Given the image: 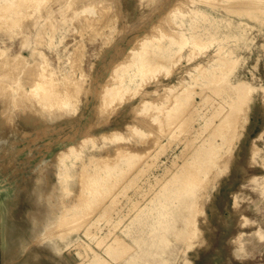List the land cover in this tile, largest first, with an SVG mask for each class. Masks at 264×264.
I'll use <instances>...</instances> for the list:
<instances>
[{
  "label": "rangeland",
  "instance_id": "rangeland-1",
  "mask_svg": "<svg viewBox=\"0 0 264 264\" xmlns=\"http://www.w3.org/2000/svg\"><path fill=\"white\" fill-rule=\"evenodd\" d=\"M56 1L58 2L49 3V10L47 11L42 12V10H37L35 12L30 8L27 9L24 14L27 17L25 16V18L22 19L24 21L19 20L20 24L18 22L13 28H10V21L18 18H14V16H11L9 20L6 21L5 26L0 28V50H4L2 59L3 56H7V59L5 57L4 60L0 61L1 65L4 64L2 66V70L3 68L5 69L3 70V72L7 71L2 73V77L6 75L5 73L17 74L16 76L11 74V77L9 75H6V77L8 76L9 78L7 77L6 79V77H4L0 79V85L4 83L2 85L4 89H6V87L10 88L7 91L3 90L5 91V93L1 94L2 87H0V130L12 131L9 137V144H12L14 146L13 150L0 151V195H4L7 192L9 193L13 186L21 185L24 180L27 182L31 176V169L37 164L47 159H49L50 162L53 161L54 163H57V160L55 158L59 156L58 154L62 153L61 151H63L69 145V143L77 144L79 143V140H81L82 138H86V136L88 138L89 136V138L92 137L91 139H94L98 144H102L99 134L107 133V127L110 126L115 120H118L119 122L117 126L118 131L126 134L127 136H130L131 139L127 143L118 144L119 147L117 145H112L111 143L105 142L104 147L100 148L99 150H92V145L88 143L86 146H84V151L92 152V161L89 162V165H98V163L99 166L103 165L105 158H107L106 156H108L107 154H109V156L106 160L108 162H111L113 160L112 158H114V149L116 150L123 148V150H129L130 152L132 151V153H139L142 150L150 147L155 139H159L160 143L164 144L165 149L162 150L164 152H160L158 154L157 162L149 167L150 169L148 168V170L144 174L140 175L141 177L139 176L140 178H138L130 188L125 190L127 191V193L124 191V193L118 197V200L121 199V201H119L118 203L117 200L116 207H123L121 208V213L122 215H124L129 212L127 215L128 217H123L122 223H120L121 221L112 225L108 223L109 225L107 224V226V221L105 223L102 221L100 222L101 235L113 232L111 235L120 236L122 241L128 243L130 247L133 248H130L132 251L127 250L130 252L124 253V255L122 254V256L121 254H114L112 257H110L103 252V246L106 241H104L103 245L90 244L91 248L96 253H98L100 257L106 259V264H117V262L122 258L130 255L133 251H135L136 246L133 243L131 244L130 239L121 233L124 223H126L129 217L135 213L138 206L142 205L149 198H153V193L156 192V190L163 184V180L168 177V175L171 173V170H174L175 167L171 165L172 161L176 160V165L182 164V162L186 160L185 158H188L194 151V147H197L199 144H201L202 140L207 134H211L210 130L208 129V121L204 123V125L206 124L204 126V134H201L199 130H201L203 120L198 121L194 118L192 119L193 122L189 120V124L186 123L183 125V127L185 128H182V131L169 129V131L166 130V132L163 131L161 134H159L156 128L158 127L157 124L152 123V121L149 122V120H151L148 115L149 113L147 115L139 114L141 101H153L154 99V101L156 102L158 98L160 99V97L163 99L158 100L157 102L162 101L165 99L166 95L164 89L167 86H171L174 84L176 85L181 81V83H192L193 92L199 90V86L196 85L195 81H197L198 78H204L202 72H205L206 69L224 64V54L222 51L218 52L215 46H211L209 48L205 47L203 44L204 41L200 39L199 46H201L202 49L196 51V54L191 57V53L189 52H192L194 48V40L191 38L189 39L187 34H183V30H181L177 26H174L176 24L172 23V18L180 14L179 12L181 11L180 6L178 7V4L183 5L181 6L183 7L182 11L189 12L194 6L200 5L201 2L199 0H187V3L186 0ZM184 1L186 5L184 3L181 4V2ZM189 1L193 2L190 3ZM212 1L214 5L230 8V2L228 1ZM66 6L67 9L69 7V9H73L74 13L71 10H67ZM184 6H188V9ZM86 7L92 9V12H84L83 10L86 9ZM175 7L176 9H174ZM236 7L237 9L235 10L238 11V14H236V18L254 24L255 29H253L252 31L254 33L253 37L257 42L261 43V46L256 45L255 47H251L244 51L231 52V55L233 56H238L241 54L247 55L249 57V61H242L241 63H237L234 66V68L232 69L233 74L229 76L230 78H228L227 81L222 82L223 84L220 85L223 86V89L225 91L223 89H219L218 92H211V88L205 90L203 89V95L207 96L208 94L209 98H211V101L208 98L207 105L205 104V106L201 110V113L204 114L205 117H209L210 121H213L212 123L218 124L220 118L212 117L211 112L215 110L216 106L223 105L222 98L226 97L225 93L227 87L229 88L231 84L242 81L243 83H249L253 88V90L249 92L248 96L243 97L241 94L236 96L230 104H227L228 106H232V109L224 111L222 114V117L226 119L225 121H227L228 124V127H223V133L225 134V139L227 141L224 142V146L220 150V155L216 159V164H221L222 167L221 169L212 168L209 171L207 177L202 180L201 178H199L198 180L193 181L191 183V191L186 196H181L180 200H182V207H168L166 208L167 210L165 212H157L156 210L152 212V214L154 215L177 214L181 217L179 223L175 222L171 225L169 224L162 227L158 224L155 225V228H150L151 230L149 228H142L141 226H137L136 229L133 228L132 230V232H145L143 233V237L141 238V240H138L139 243H142V241L146 238L148 239L149 236L154 238L153 235L157 234L156 237H160L159 251L157 252L159 255L162 254L164 256V260L162 261H164V263L166 264H264V197L257 185L260 179L255 180L256 178L260 177L264 178V89H262V87H264V31L260 29L261 27H264V11H262L261 13L256 12L255 5H252L251 7L247 5ZM236 7L232 6V8ZM63 8H65V10ZM168 9H171L169 10L171 11L170 14ZM30 10L32 12L29 13ZM39 16L41 17L39 18ZM73 17H77L78 20L77 18L75 19ZM31 19H34L32 23H34V21L36 20L34 24L30 23ZM47 20L49 21V23ZM73 20L74 22H72ZM81 20L83 21L81 22ZM86 20L92 24L98 22L99 26H97V24L91 25L90 23H88L89 25H91V27H97V30L94 27V31H91V29L89 30V28L83 29L80 23L84 22L85 24H87L85 22ZM103 20L105 21L102 22ZM99 21L102 23H100ZM7 22L10 23L7 24ZM168 22L173 25V28L175 27L174 30L171 26H169V24L166 25ZM72 23L78 25H73ZM50 24L53 28L50 26ZM144 24L147 25L144 26ZM163 25H166L168 27H164ZM102 26H104L105 28H103ZM155 26L157 29L155 28ZM76 27L78 30H80L79 27H81L82 31H78L77 29H75ZM83 27H85V25ZM109 27L113 28L109 29ZM137 28H140L141 30H137ZM12 29H14V31ZM59 29H63V33L57 35ZM122 29L126 30L123 31ZM130 29L133 30L130 31ZM160 29L162 31L164 30L163 32L166 34L168 30L167 35H169L172 40L167 42L155 43V45L147 50L143 56L156 50V47L158 45H161L162 48L165 44H179L184 40L188 41L186 46L182 48L180 52L177 51L171 54L168 58L158 61V63L150 68L151 71H154L157 70V68H159L160 66L166 64V62H170L171 59H177L175 63H172V66L168 63V74L166 75L164 70H161L160 73L157 72L155 76L150 80H146L148 84H146V81L145 83L143 82L145 85L142 83V85L138 89L139 92L136 93V96H132L130 95V93L126 94L124 100L125 104L119 106V104L117 105L115 103L116 106L114 107V105H112L113 107L109 108L108 110L99 109L98 103L99 95L101 93L100 90L102 89L103 85L106 84L105 80H107V78L109 79L107 80V83H109V81L111 82L108 74L111 73L110 71L113 69L112 67L115 64L119 63L120 59H124L127 54L129 55V52H126L132 49V47H129L133 46V43L135 41V47L133 46V48H136L138 46L137 43L139 44L140 38H145V36H149V33L152 32L150 35L151 37L153 31L154 34H156L155 31L157 32V30ZM169 30H172L171 34H169ZM179 30L181 31L180 33H182V35H180ZM77 32H79L78 36ZM174 32L177 34H175ZM49 33L52 35H57V45L54 47H49L47 40V34ZM73 33L75 35H73ZM172 33L175 35H173ZM79 34L82 35L80 36ZM21 35L23 38L21 37ZM132 35H135L133 37L134 39L130 37ZM40 36H42V38ZM173 36L174 38L177 36V39H173ZM6 39H10V41L6 42ZM128 43L129 45H127ZM119 44L121 45V47H119ZM121 48H123V50ZM73 52L77 55L74 56L75 58L73 57ZM70 55L71 57H69ZM128 55L125 57V60ZM14 56L18 57V59H16ZM8 57H10V59ZM11 57H13L14 59L13 62V59ZM70 60L72 63L70 62ZM122 60L121 62H123ZM73 61H76L77 67H75V62ZM139 62H141V60H139ZM139 62L135 64L136 67L140 64ZM46 63L51 66L50 70L55 73H60L63 69L72 71V74L76 71V73H74L73 75L75 76V79H78L77 82L80 81L79 84L81 86V90L77 92L78 95L75 94L76 97L79 96V99L75 98V110L69 111L74 113H66L59 118H56L55 115H51L50 113L46 114L43 110H40V113L36 111L38 115L35 114V111L29 113L30 109H39L38 106L34 105L33 101L30 100L32 99V97L30 94L29 96L27 92L29 87L32 85L31 82H33V80L35 79L34 73L32 72H35L36 68L38 69V67L40 68V66L45 65ZM73 64L74 68L72 69ZM36 65L39 66L36 67ZM135 66L131 69L136 68ZM197 67H201V70L197 71ZM170 69L172 70L170 71ZM81 71L82 74H80ZM30 72L33 74V76L32 74H29ZM149 72L150 71L148 70L145 74ZM22 73L28 74L26 76ZM29 75L32 78L28 77ZM13 76L17 78L15 79V77ZM5 84L7 86H4ZM8 85H10L11 87H8ZM152 90H156V93H150V91ZM213 92L216 94H214ZM141 93H143L145 96ZM129 95L131 96L130 99ZM19 96H25L27 102L24 100V97H22L23 99L21 100L29 104H25L23 101H21L19 104ZM28 96L29 99L27 98ZM10 98L11 100H9ZM240 98H245V101L239 107L238 100ZM198 99L200 98L195 97V100L199 101ZM15 100L17 102H15ZM11 101L15 102V104L13 102L15 106H13ZM170 101L171 100H169L168 103H170ZM8 102L11 103H9V105L5 104ZM213 102L216 103L213 104ZM138 104L139 109L137 107ZM211 104L214 107H210ZM17 105L19 110L17 109ZM133 106L136 110H134L135 113L138 114L133 113ZM28 108L30 109L28 110ZM217 109H219V107H217L216 110ZM130 110L133 112H129ZM54 111L56 112L55 109L52 110V112ZM26 112H28L29 115L26 114ZM26 115H28V120L26 118ZM131 116H134V119ZM144 117H146V120L148 121H146ZM143 121H146V125L150 128H148L147 126L146 128L143 127L145 125V123H142ZM141 123L144 125L142 126ZM150 123L152 125H150ZM200 123L201 125H199ZM126 124L137 126L138 128H141L149 133L150 136L144 139L145 141L142 144L139 141L142 142L143 140L138 139L135 135H133L132 132L126 130V128L124 127V125ZM220 129H222L220 126L215 130L212 128L211 132L217 134V131H220ZM170 130L173 131V137L171 138L168 137L170 134ZM188 130H190L191 132L189 131V133ZM195 130H197L198 132ZM167 131L169 132V134ZM175 135L178 136L174 137ZM188 135L190 136V138L193 137V141L189 138ZM184 137H186V139H183ZM194 138H196L197 140H194ZM217 138L219 139V137ZM188 139H190L192 142H187ZM127 145L131 146L128 147ZM186 149L187 152L185 151ZM110 156L111 158H109ZM96 158L99 159L96 160ZM64 160L66 162H69L70 159L66 158ZM75 162L79 164L77 161ZM137 162L139 161H136L134 165ZM141 162H143V160H141L140 163H137L134 168H132V171H134L136 167L140 166ZM164 168H167L169 173L162 175ZM201 168L202 167L199 166L197 176H200V174H202L203 169L201 170ZM193 170L194 169H192L191 174H193ZM189 171L190 170H187V176H190ZM157 177L160 178V182L157 180ZM55 179H57L56 175H54V173L52 172L47 178V181L57 185L58 183H56L57 180ZM165 182L167 183V181ZM120 183L122 184L123 182ZM73 189L74 192L71 197L60 196L58 194V197H56L55 200H57L61 206L63 204L71 205L72 203H76L77 196L75 195L79 193L77 190V185L74 186ZM135 190H144L143 195H135ZM145 192L146 196L144 195ZM128 197H131L136 203L137 201L139 202L137 203V207L133 208V211L130 210L127 212V209L129 210L130 208L129 205L126 206ZM143 197L144 200H141L143 199ZM190 200L193 201V206L192 208H190L191 210H188V208L185 207V203H188ZM103 202L104 201H102L101 203ZM26 208H29V204L21 196L20 200L17 201L16 205L13 207L12 213L18 219V216H22V213ZM63 209L64 208H62L61 212L63 211ZM2 213H4V211L1 208L0 200V264H12V261L8 260L2 252V241L4 237V231L1 224V216H3ZM144 214L149 215L150 212H144ZM109 215H111V212L109 213ZM109 215L108 217H110ZM192 217H194V220H197L196 224L191 221L193 220ZM66 226L67 225H65V227ZM82 229L83 227L79 228L80 231H77V234L79 235L80 239L88 243L87 239L83 236ZM59 230H62V228L58 229V231ZM152 231H154L155 234H153L154 232ZM148 232L152 233L147 236ZM171 241L173 242L172 248L169 247L168 244V242ZM58 243V252H53L52 250L45 249L43 246L37 248L42 255V261L45 264H57L58 262L62 264H81L82 262L80 261H82V259H85V252L81 248L77 249L76 245L74 246L73 244H70L68 246H64V243L60 241H58ZM78 251L83 253L77 255ZM218 251L220 252V256L218 255ZM114 257L116 259H113ZM218 258H220L221 260H217ZM64 259H66V261ZM159 261L160 258L158 257L152 258L147 254H140L139 257L134 258L128 264H143L150 262H156L157 264Z\"/></svg>",
  "mask_w": 264,
  "mask_h": 264
},
{
  "label": "bare ground",
  "instance_id": "bare-ground-1",
  "mask_svg": "<svg viewBox=\"0 0 264 264\" xmlns=\"http://www.w3.org/2000/svg\"><path fill=\"white\" fill-rule=\"evenodd\" d=\"M199 1L201 2L200 5L194 6L189 12L182 11L183 7H181V6H183V5L178 4V7L180 6L182 12L180 11L179 12L180 14H178L172 18V23L176 24L174 26H177L181 30H183L184 31L183 34L184 33L187 34L189 39L191 38L194 40L193 41V42H195V43H193V44H195L194 48H193L192 52H189V53H191V57L196 54V51H199L202 49L201 46H199V42L201 39L204 41L203 44L205 47L209 48L211 46H215L216 49L218 50V52L219 51L223 52V54H224V62L223 63L224 64L206 69L205 72L203 71L202 73H203L204 78H202V79L198 78V80L195 81L196 85L199 86V90H197V91H194V92L192 91V88H193L192 83H188V82L181 83L182 82L181 81L180 83H178L176 85L174 84L171 86H167L164 89V91L166 92V95H165V99L162 101L157 102L158 100L163 99L161 97H160V99L157 97L158 100L156 102L154 101V99H153V101H151V100L141 101V99H140L141 108H140L139 114H144V115L146 114L147 115L149 113L148 115L151 118V120H149V122L152 121V123L157 124L158 127H156V128H157V132L159 134H161L163 131L166 132V130L169 131V129H171V130L176 129V130L182 131L185 128V127H183V125L188 123L189 120H191L193 122V120H192L193 118L198 120V121L203 120L201 130H199L201 134L202 133L204 134V132H205L204 126L206 125V124L204 125V123L208 121L209 122V125H208L209 128L208 129L210 130L211 134H207L205 136V138L202 140V143L200 141L201 144H199L197 147H194V149H193L194 151L190 154L189 157L187 156L188 158H185L186 160L184 159L185 161H183L182 164L176 165L175 164L176 160L172 161L171 165H173V167H175L174 170H171V173L168 175V177H166L164 179L165 181H167V183L163 180V184L156 190V192L153 193V198H149L146 202H144L142 205H140L138 207H137V203L139 201H137V203H136L135 201H133V199L131 197L127 198V201H126L127 205L126 206L129 205V207H130L129 210L127 209V212L130 210L133 211L134 210L133 208H136V207H137V209H136L135 213L129 217L128 221H126V223H124L123 229L121 230V233L130 239L131 244L133 243L136 246H135V251H133L130 255H128L126 257L123 256L124 258H122L120 261H118L117 264H126V263L128 264L134 258L139 257L140 254H142V255L147 254L148 256H151L152 258L158 257V258H160V261L157 264H166V263H164V261H162V260H164V256L162 254L159 255L157 252V251H159V244H160L159 238L160 237H156L157 234H155V232L152 231V232H154L153 234H155V235H153L154 238H152L149 236L152 232H148L147 233V236H149L148 239L146 238L147 240L144 239L142 241V243H139L138 240L139 239L141 240V238L143 237V233H145V232H143V233L138 232V231L132 232V230H133V228L136 229L137 226L138 227L141 226L142 228L144 227V228L150 229V228H155V225H158V224H159V226L162 227L165 225L167 226L169 224L171 225L175 222H177V223L180 222L181 217L177 214L154 215V214H152V212L154 210H156L157 212H159V211L165 212L167 210L166 208H168V207H176V208L182 207L183 206V205H181L182 200H180L181 196H183V195L186 196L191 191V183L193 181H196L199 178H201V180H202L205 177H207L209 171L212 168L221 169L222 166H221V164H219V165L216 164V159L220 155V150H221V148H223L224 142L227 141L225 139V134L223 133V131H224L223 127H228L227 121H225L226 119H224V117H222V114L224 111H228V110L232 109V106H228L227 104H230L236 96H238L239 94H241L243 97L248 96L249 92H251L253 90L252 86L249 83H243L242 81L231 84L229 86V88L227 87L226 93H225L226 97L222 98V104L223 105L216 106L215 110H213L211 112L212 117L220 118V120L218 121V124L212 123L213 121H210L209 117H205V115L201 113L202 108L205 106V104L207 105V101L209 98V95L207 93H206L207 96L203 95L204 90L211 88L210 89L211 92L212 91L218 92L219 89H223V86H220V85L223 84L222 82L227 81V79L230 78L229 76L233 74L232 69L234 68V66L237 63H241L242 61H245V62L249 61V57L247 55L241 54L238 56H233V55H231V52L244 51V50L249 49L251 47H255L256 45L261 46V43L257 42L253 37L254 33L252 31H253V29H255L254 24L250 23V22H245L242 19L236 18L237 17L236 14H238L237 13L238 11L235 10V9H237L236 6L247 5V6L251 7L252 5H255L256 12L261 13L262 11H264L263 10L264 0H225V1L230 2V4H229L230 8H226V7L219 6V5H214L212 0H199ZM50 2L54 3V2H58V1H56V0H0V28L5 26L6 21L9 20V18L11 16H14V18H18V19H13L12 21H10L11 24H9L10 22H7V24L10 25V28H13L19 22V20H22L23 18H25L26 15H24V14H25L26 10L29 8L35 12L37 10H39V11L42 10V12L49 10V3ZM175 2H177V1H175ZM189 2L192 3L193 1H189ZM189 2H188V4H189ZM236 2H238V3H236ZM239 2H242V3H239ZM177 3H179V2H177ZM183 3L186 5L187 0H186V3H185V1L181 2V4H183ZM173 5H172V7H173ZM232 6H235L236 8H232ZM184 7H186V6H184ZM69 8L67 9V6H66L67 10H71ZM186 8L188 9V6ZM63 9L65 10V8H63ZM174 9H176V7ZM31 10L29 11V13L32 12ZM169 10H171V9H168V11ZM71 11L74 13L73 9ZM83 11L84 12H92V9H89L86 7V9H84ZM168 11H167V13H168ZM62 12H63V10H62ZM170 12L171 11H169V14H170ZM72 14H70V15H72ZM40 17L41 16H39V18ZM36 18H37V16H36ZM73 18L76 19L77 17H73ZM101 19H103V18H101ZM33 20L34 19H31V22L30 21H28V22L32 23ZM48 20H49V18H48ZM74 20L72 22H74ZM77 20H78V18H77ZM83 20H81V22ZM22 21H24V20H22ZM35 21H34V23H35ZM104 21L105 20H103L102 22H104ZM106 21H107V19H106ZM50 22H51V20H50ZM85 22L87 24H85L84 22L80 23L82 25L83 29L89 28V30L91 29V31H94L95 26L91 27V25L97 24V26H99L98 22L94 23L95 20L93 22L94 24L88 22L87 20ZM102 22H100V23H102ZM140 22H142V21H140ZM21 23H24V22H21ZM34 23H32V24H34ZM48 23H49V21H48ZM88 23H90L91 25H89ZM19 24H20V22H19ZM83 24L85 25V27H83L84 26ZM112 24H113V22H112ZM168 24L171 27L173 26L169 22L166 25H168ZM73 25H78V24H73ZM73 25H72V27H73ZM81 25H79V26H81ZM146 25L147 24H144V26H146ZM50 26H51V24H50ZM104 26H106V25H104ZM104 26H102V27L105 28ZM139 26H140V24H139ZM139 26H137V27H139ZM156 26H155V28H156ZM142 27H143V25H142ZM159 27H160V25H159ZM166 27H168V26H166ZM79 28L82 31V28L81 27H79ZM112 28L113 27H109V29H112ZM133 28H135V27H133ZM155 28H153V29H155ZM172 28H170V29H172ZM174 28H173V30H174ZM75 29H77V27ZM138 29H140V28H137V30ZM162 29H165V28H162ZM166 29H168V28H166ZM260 29L264 31V27H261ZM12 30L14 31V29H12ZM62 30L63 29H59L57 32V35L63 33ZM80 30H78V31H80ZM125 30H123V31H125ZM132 30L130 29V31H132ZM163 31L161 29L157 30V32L155 31L156 34H154V31H153V34L151 37H150V35L152 32L149 33L150 35L147 34L149 36L143 35V36H145V38L139 37L140 41L138 39V41H139V44L137 43L138 46L136 48H133V46L135 45V42H136L135 41L133 43L134 45L132 44L133 46L129 47V48L132 47V49L130 51L126 52V53L129 52V55L127 54L128 57L126 58V60L127 59L128 60L127 61L125 60V57L127 55L125 57L123 55L124 59L123 58H122L123 60L120 59L119 63H117L119 59L117 60V62H116L117 64H115L112 67L113 69L110 71L111 73L108 74V77L110 78L111 82L109 81V83H107V80H109L107 78V80H105L106 84H104L102 89L100 90L101 93L99 95V103H98L99 109L108 110L109 108L113 107L112 105H114V107H115L116 104L117 105L119 104V106H121L122 104H125L124 100H125L126 94L130 93V95L136 96V93L139 92L138 89L140 88L142 83L143 82L145 83L146 80H150L152 77L155 76V74L157 72L160 73L161 70H164L165 74L166 75L168 74V72H169V70L167 69L168 63H169V65L171 64V66H172V63H175L177 59H174V58L171 59L170 62H168V63L166 62L167 65L164 64V65L160 66L159 68H157V70L151 71L150 68L152 66H154L156 63H158V61L165 60L171 54H173L177 51L180 52V50H182V48H184L186 46L188 41L184 40L183 42H181L179 44H170V43L168 45L165 44L166 46L164 45V47H162V48H161V45H158L157 47L155 46L156 50H154L153 52L148 53L145 56H143L147 50H149L150 48L153 47V45H155V43L167 42V41L172 40L171 37L169 35H167L168 30H167V34L164 33ZM169 31H170L169 34H171L172 30H169ZM180 32L181 31L179 30V33ZM74 33H76V32H74ZM74 33H73V35H75ZM78 33L79 32H77V36H78ZM119 34H121V33H119ZM175 34H177V33H175ZM175 34H173V35H175ZM57 35L56 34L52 35L50 33L47 34V40H48L49 47H54L57 45V39H56ZM180 35H182V33H180ZM121 36H123V35H121ZM134 36L135 35H132L130 37L133 38ZM177 36H179V35H177ZM21 37H22V35H21ZM36 37H37V35H36ZM40 37L42 38V36H40ZM176 37L174 38V36H173V39H177ZM68 38H70V37H68ZM72 39H74V38H72ZM119 39H120V36H119ZM74 40H76V39H74ZM7 41H10V39H6V42ZM130 41H129V43H130ZM3 43H4V40H3ZM120 43H121V41H120ZM129 43L127 45H129ZM75 46H76V44H75ZM119 47H121V45ZM129 48H128V50H129ZM121 49L123 50V48H121ZM121 49H120V51H121ZM37 51H39V50H37ZM120 51H119V53H120ZM75 53H76V51H75ZM72 54H73V57L76 55V54H74V52ZM2 55H4V50H0V61L4 60L5 57L7 59V56H5V57L3 56V59H2ZM14 57L16 59H18V57H16V56H14ZM69 57H71V55ZM8 58L10 59V57H8ZM11 58L13 59V57H11ZM16 59H15V61H16ZM214 59H217V58H214ZM73 60H76V59H73ZM121 60L123 62H121ZM139 60H141V62H139ZM13 61H14V59L12 60V62ZM59 61H60V59H59ZM124 61H126V62H124ZM70 62H71V60H70ZM73 62H75V67H77L76 61H73ZM137 62H139L140 64L136 67L135 64ZM37 64H38V62H37ZM3 65H1V63H0V79L6 77V75H9L11 77L12 73L11 74L5 73L6 75L4 74L5 76L2 77V75H3L2 73L7 72V71L3 72V70H5L4 68L2 70ZM38 66L36 65V67H38ZM73 66H74V64L72 65V69L74 68ZM134 66L136 68L131 69ZM50 69H51V66L46 63L45 65L40 66V68L39 67H38V69L36 68L35 72L38 70L36 72V74H35V72H32V73H34L35 79L34 80L32 79L33 80V82H31L32 85L31 86L29 85L30 87L27 90V92H28V95L30 94L32 97V99H30V100L33 101V104L38 106L39 109H37V110L32 109L31 110L30 109L31 107H30V108H28V110L30 109L29 113H32L33 111H35V112L37 111L38 113H40L39 111L43 110V111H45L46 114L50 113L51 115L52 114L55 115L56 118H59L60 116L66 114V113H74V112H69V111L75 110V106H76L75 98L79 99V96L76 97L75 94H77V92H79L81 90V86L79 84L80 81L77 82L78 79H75V76L73 75L74 73H76V71L75 72L73 71L74 73L72 74V71L63 69L62 72L55 73ZM173 69H174V67H173ZM148 70L150 72L145 74ZM171 70L172 69H170V71ZM196 70L200 71L201 67H197ZM79 71H80V68H79ZM32 73L30 72L29 74H32ZM22 74H24V73H22ZM27 74H24V75L27 76ZM80 74H82V71ZM12 75L16 76L17 74L15 73ZM15 76H13V77H15ZM32 76H33V74H32ZM73 76H74V78H73ZM7 77H6V79H7ZM28 77H31V76L29 75ZM16 78L17 77H15V79ZM20 79H21V77H20ZM0 84H1V82H0ZM146 84H148L147 81H146ZM2 85H0V87H2V89H1L2 91L3 90L7 91L8 89H10L7 87H6V89H4ZM4 86H7V85L5 84ZM9 86L10 85H8V87ZM219 87H221V88H219ZM262 89H264V87H262ZM156 90L155 91L152 90V91H150V93L151 92L156 93ZM2 91H1V94H4L5 91H3V92ZM144 93H146V92H144ZM141 94L144 95L143 93H141ZM164 94H162V95H164ZM214 94H216V93H214ZM29 96L27 97L28 99H29ZM19 97H18V99H20V100L18 101V103L20 104V102L23 101V100H21V99H23L22 97L25 98V96H19ZM162 97H164V96H162ZM195 97H199L200 98V99H198L199 101L195 100ZM130 98H131V96L129 97V99ZM209 99L211 101V98H209ZM9 100H11V98ZM24 100L26 101V98ZM169 100H171L170 103H168ZM244 101H245V98H240L238 100L239 107L241 106V104ZM11 102L13 104L14 101H11ZM11 102H8L5 104L9 105V103H11ZM15 102H17V101L15 100ZM15 102H14V104H15ZM26 102H24V103L29 104ZM215 103L216 102H213V104H215ZM14 104H13V106H15ZM36 106H35V108H36ZM211 106L214 107L212 104L210 105V107ZM137 107L139 109V104L137 105ZM217 107H219V109L216 110ZM225 107H227V108H225ZM17 109H18V105H17ZM17 109H15V110H17ZM53 109H55L56 112L55 111L52 112ZM130 109H131V107H130ZM132 110L134 111L135 107ZM133 111L130 110L129 112L132 113ZM135 111L133 113L138 114V113H135ZM37 112L35 114H37ZM24 113H25V111H24ZM26 114H28V112H26ZM134 114H132V115H134ZM28 115H26V118ZM17 116H19V115H17ZM144 118L146 120V117H144ZM22 120H24V119H22ZM27 120H28V118H27ZM146 121H148V120H146ZM146 121L142 122V123H145V125L141 123L142 126L144 125L143 127H145V128L147 126ZM112 124L107 127V131H108L107 133L99 134L100 140L102 142V144L100 143L101 145L98 144L94 139H91L92 137L89 138V136H88V138H87V136H86V138H82L81 140H79V143H77V144L69 143V145L66 148L64 147L65 149L63 151H61L62 153L58 154L59 156L57 155L58 157L55 158L57 160V163H54L53 161L50 162V160L47 159V160L37 164L36 166H34L31 169V176L27 182L24 180V182L21 185L13 186V188L9 191V193L7 192L4 195H0L1 208L4 211V213H2L3 216H1L2 217L1 218V224L3 227V231H4V237H3V241H2V252L4 253L3 255H5L7 257L8 260L12 261V264H45L42 261V255L40 254V252L38 251L37 248L43 246L45 249L52 250L53 252L54 251L58 252L59 251L58 241L64 243V246H68L70 244H73L74 246L75 245L77 246V249L81 248L85 252V254H84L85 259H82V261H80V262H82L81 264H86V263H88V264H106V259L100 257V255L98 253H96L91 248L90 244L103 245L104 241H106V243L103 246V252L107 256H110V257H112L114 254H116V255L121 254V256H122V254L124 255V253L130 252L127 250L133 249L130 247V245L128 243H125L124 241H122L120 236L111 235L113 233L112 231H111L112 233L109 232V233H105V234L101 235L100 234L101 233L100 232V230H101L100 229V224H101L100 222L102 221L105 223L107 221L106 226L108 223L110 225H112L114 223L116 224L120 221H121L120 223H122V218L123 217L126 218V216L128 215L129 212L127 214L122 215L121 208H123V207H121V208L116 207L118 197L121 196V194H123L125 190L130 188L134 184V182L138 178L141 177L140 175L144 174L148 170L149 167H151L155 162H157L158 154L160 152L161 153L164 152L162 150H164L165 148H164V144H161L159 139H155V141L152 143V145H150V147L142 150L139 153L138 152L132 153V151L130 152L129 150H128L129 151L128 152L125 149L123 150V148L116 149V150L114 149V151H115V152L113 151L114 155L112 154L114 156V158H112L113 160L111 162H108L106 160L109 156V154H107L108 156H106L107 158H105L103 165L99 166V163H98V165L97 164L89 165V162L92 161L91 160L92 152L91 151L90 152L84 151L85 150L84 146H86L88 143H90L92 145V150L93 149L99 150L100 148L104 147L105 142L111 143L112 145H117L119 147L118 144L127 143L131 139L130 136H127L126 134H123V133L118 131V129H117L118 128L117 126L119 124L118 120L113 121ZM188 124H187V126H188ZM150 125H152V124L150 123ZM199 125H201V123ZM219 126L222 129H220V131H217V134H214L211 132L212 128L215 130ZM124 127L126 128L127 131L132 132L133 135H135L138 139L143 140L142 142L139 141L142 144L145 141L144 139H146L150 136L149 133H147L146 131H144L141 128H138L137 126L126 124V125H124ZM148 128H150V127H148ZM171 130H170V134L167 131L169 134V136H168L169 138L173 137V131H171ZM190 130H188V132ZM195 131H197V130H195ZM11 133H12V131H10V130H5V131L0 130V151L1 150L9 151V150L14 149V146L12 144L11 145L9 144V141H10L9 137H10ZM176 136H178V135H175L174 137H176ZM217 137H219L220 140ZM189 138H190V136H189ZM192 138H190V139L193 141ZM149 139H151V138H149ZM183 139H186V137H184ZM190 139H188L189 141L187 140V142H190L191 141ZM76 140H78V139H76ZM194 140H197V139L194 138ZM125 146H126V144H125ZM130 146H128V147H130ZM188 146H189V144H188ZM183 147H184V145H183ZM60 149H62V148H60ZM185 151L187 152V149ZM66 158L70 159L69 162H66L64 160ZM109 158H111V156ZM97 159H99V158H96V160ZM141 160H143V162H141L140 166L136 167V169L134 171H132L133 170L132 168H134V166L137 163H140ZM170 160H172V159H170ZM75 161H77L79 164H77ZM136 161H139V162H137L134 165V163ZM199 166L202 167L201 170L202 169L203 170H202V174H200V176H197L198 171H199V169H198ZM173 167H171V168H173ZM192 169L195 170V171L193 170V174H191ZM187 170H190L189 171L190 176H187L188 175ZM52 172L54 173V175H56L57 179H55V180H57V182H56V183H58L57 185L47 181V178L49 177L50 173H52ZM185 172H187V173H185ZM168 173L169 172H168L167 168H164L162 175H165ZM159 179L160 178L157 177L158 181H159ZM257 179H260V181H259V183H257V185L260 189L261 194L264 197V178L260 177V178H256L255 180H257ZM120 182H123V183L121 184ZM118 184H120V185H118ZM76 185H77V190L79 193L77 192L78 194H76L75 196H77L76 198H77L78 202L76 201V203H72L71 205L63 204L61 206L60 203L57 200H55V198L58 197V194L60 196L71 197L73 192H74L73 188ZM125 192L127 193V191H125ZM143 192H144V190H135L134 193H135V195H143ZM144 195L146 196V192ZM21 196L28 202L29 208H26L24 210V212L22 213V216L19 215L18 219H17L13 215L12 209L16 205V202L20 200ZM144 197L141 200H144ZM134 200H135V198H134ZM102 201H104V202L101 203ZM119 201H121V199L118 200V203H119ZM192 206H193L192 200H190L188 203H185V207H187L188 210H191L190 208H192ZM62 208H64V209L61 212ZM110 212H111V215H113V216L109 215ZM144 212H150V214L145 215ZM108 215L110 217H108ZM192 218H193V220H191V221L194 224H196L197 220H194V217H192ZM113 219H115V220H113ZM194 224H193V226H194ZM65 225H67V226L65 227ZM2 227H1V229H2ZM82 227H83V229H82L83 236H84V238L87 239L88 243L85 242L84 240L80 239L79 235L77 234V231L81 230V229L79 230V228H82ZM60 228H62V230L58 231V229H60ZM108 230H109V228H108ZM192 231H193V229H192ZM134 233H137V234H134ZM238 234H240V233H238ZM233 240H236V239H233ZM100 243H102V244H100ZM168 244H169V247L172 248L173 242L172 241L168 242ZM98 250H99V248H98ZM81 253H83V252L78 251L77 255H80ZM219 254H220V252L218 251V255ZM113 259H116V258L114 257ZM64 260L66 261V259H64ZM217 260H221V259L218 258ZM57 264H62V263L58 262ZM143 264H156V262L155 263H151V262L150 263H143Z\"/></svg>",
  "mask_w": 264,
  "mask_h": 264
}]
</instances>
